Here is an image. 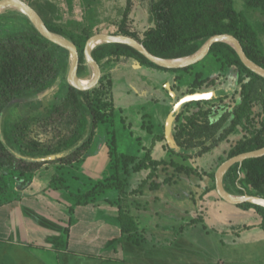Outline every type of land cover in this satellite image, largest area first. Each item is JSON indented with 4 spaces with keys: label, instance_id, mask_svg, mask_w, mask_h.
I'll use <instances>...</instances> for the list:
<instances>
[{
    "label": "rangeland",
    "instance_id": "rangeland-1",
    "mask_svg": "<svg viewBox=\"0 0 264 264\" xmlns=\"http://www.w3.org/2000/svg\"><path fill=\"white\" fill-rule=\"evenodd\" d=\"M154 1L135 0L128 22L132 28L141 32L151 25ZM125 4L126 0H31L30 5L45 22L77 31L89 26L94 36L117 32ZM235 7L248 20L264 53V4L235 0ZM6 9L0 31L23 28L13 9L24 12ZM85 65L89 64L85 61ZM87 72L79 75L92 74ZM197 72L203 73V85L189 93ZM103 78L106 84L100 85ZM108 80L113 89H107ZM96 87L98 96L114 105L115 113L98 125L79 161L50 164L28 175L0 170V264H264L261 218L225 201L215 179L229 149L250 134L251 124L240 125L228 140L202 156H194L195 151L187 152L192 157L184 156L186 152L166 133L174 106L187 97L176 112L172 134L180 115L182 121L184 114L210 109L209 114L217 116L239 102L238 71L222 69L212 55L188 71L175 73L123 58L101 68L100 80L91 89ZM254 95L253 119L258 128L262 85ZM65 96L60 77L44 93L10 105L4 115L13 122L26 115L39 119L49 112L51 103L62 104ZM162 133L165 140L156 138ZM148 150L163 161L156 173L151 177L149 170H143L126 175L121 155L140 160ZM117 179L125 181L126 196L110 188L83 205L82 196L88 190ZM144 180L147 183L140 191ZM237 186L242 189L238 182ZM120 208L132 214L138 226L131 239L121 232ZM194 219L199 221L190 224ZM244 224L250 226L243 229ZM135 239L142 244L133 243ZM117 256L127 261H112Z\"/></svg>",
    "mask_w": 264,
    "mask_h": 264
},
{
    "label": "trees",
    "instance_id": "trees-1",
    "mask_svg": "<svg viewBox=\"0 0 264 264\" xmlns=\"http://www.w3.org/2000/svg\"><path fill=\"white\" fill-rule=\"evenodd\" d=\"M26 1L31 4V0ZM247 1L254 6L264 4V0ZM134 6L135 0H126L115 34L137 39L159 57L175 59L189 56L197 52L209 37L231 33L240 40L250 59L264 68V53L257 47L255 32L248 20L236 9L235 0H156L150 7L152 23L141 32L128 24ZM3 12L5 9L0 13V25L4 19ZM13 12L19 15L24 27L10 32L0 31V170L28 175L50 164L73 165L88 151L98 125L105 122L109 114L115 113V107L98 96V87L80 90L72 86L69 82L71 58L68 50L46 39L26 14L14 9ZM46 24L51 31L76 44L80 53L79 74L85 71L91 74V66L85 65V45L93 34L92 27L85 26L77 31L62 23ZM92 55L101 68L123 58L174 73L193 67V64L184 68L159 66L123 43L103 42L93 49ZM208 55L214 56L222 69L238 71L240 101L217 116L210 115V109L184 114L182 121L181 115L178 116L177 121L180 122L173 134L175 144L186 152L183 153L186 157H192L187 153L189 151H195L194 156H202L228 140L240 125L251 124L252 127H248L250 134L239 139L229 149L227 157L264 147V101L258 128H255L253 119L254 93L261 85L264 93V77L246 67L235 48L226 42L214 43ZM60 77L66 89L62 104L51 103L49 112L39 119L26 115L13 122L10 117H5L4 112L10 105L18 106L22 100L44 93ZM203 82V73L197 72L188 92L194 93ZM104 84L103 78L100 85ZM113 85L108 80L106 87L110 90ZM156 138L165 140L167 136L162 133ZM121 157L126 175L149 170L152 177L163 163L154 158L150 150L140 160L130 154ZM1 176L0 171V180ZM145 183V180L141 183L140 191ZM223 183L230 193L264 197V155L233 164L225 173ZM125 185L122 179L103 183L88 190L82 196V203L88 205L91 197L110 188H116L122 197L126 196ZM238 205L258 215L264 226L263 206L248 201ZM118 217L121 232L131 239L138 229L135 218L122 208ZM198 221L191 220L190 224ZM249 226L244 224L243 229ZM132 241L141 243L138 239Z\"/></svg>",
    "mask_w": 264,
    "mask_h": 264
},
{
    "label": "water",
    "instance_id": "water-1",
    "mask_svg": "<svg viewBox=\"0 0 264 264\" xmlns=\"http://www.w3.org/2000/svg\"><path fill=\"white\" fill-rule=\"evenodd\" d=\"M10 6H17L19 7L22 12H24L30 20L33 22L37 30L48 40L52 41L53 43L64 47L67 49L70 53L71 63H70V70H69V82L72 86H74L77 89L80 90H88L93 88L101 77V66L97 62V60L93 57L92 51L93 49L103 43V42H114V43H123L127 44L139 52H141L143 55H145L150 61L153 63L165 67V68H184L187 66H190L192 64H195L202 59H204L210 52L211 47L216 42H226L230 41L237 51L238 55L240 56V59L244 63L246 67L251 69L252 71L256 72L257 74L264 77V68L256 64L253 60L250 59V57L246 54L242 43L240 40L231 33H218L211 37H209L205 43L201 46V48L195 52L192 55L185 56L182 58H175V59H167L159 57L155 54H153L143 43L138 41L137 39L123 34H97L94 36H91L85 45V61L87 64H89L92 68V79L89 84L84 85L81 82V77L79 75V65H80V53L78 50V47L76 44L69 39L65 38L64 36L57 34L53 31H51L46 22L43 20V18L40 16V14L31 6L29 3H27L25 0H0V11L3 10L6 7ZM15 8V7H14ZM18 9V8H17ZM101 40L100 43L95 44L97 40ZM190 99V97H187L186 99L181 100L178 102L174 108L173 111L168 118L167 121V135L173 136L172 134V123L174 121L176 112L180 109V107ZM264 155V147L243 152L238 155H235L233 157L228 158L225 160L217 169L215 173V179H216V189L218 194L227 202L232 204H240L242 202H251L258 205H261L264 207V197L259 195H251V194H240L235 195L230 192H228L223 184V178L227 170L235 163L242 162L245 159L248 158H254V157H260Z\"/></svg>",
    "mask_w": 264,
    "mask_h": 264
},
{
    "label": "bare ground",
    "instance_id": "bare-ground-1",
    "mask_svg": "<svg viewBox=\"0 0 264 264\" xmlns=\"http://www.w3.org/2000/svg\"><path fill=\"white\" fill-rule=\"evenodd\" d=\"M10 7H13V6H10ZM15 8H18V9H20L19 7H17V6H14ZM7 8V7H6ZM6 8H4V9H6ZM3 9V10H4ZM3 10H1L0 12H2ZM100 41L101 40H97L96 42H95V44H98V43H100ZM228 43H230V44H232L230 41H227ZM92 74L90 75V76H88V77H83V78H81V82L84 84V85H87V84H89L90 83V81H91V79H92Z\"/></svg>",
    "mask_w": 264,
    "mask_h": 264
},
{
    "label": "crops",
    "instance_id": "crops-1",
    "mask_svg": "<svg viewBox=\"0 0 264 264\" xmlns=\"http://www.w3.org/2000/svg\"><path fill=\"white\" fill-rule=\"evenodd\" d=\"M140 244H142V243H140ZM63 254V253H62ZM143 256V255H142ZM117 257H119V258H115L114 260H112V261H123V262H126L127 260L125 259V260H123L122 258H125V257H122V256H117ZM134 264V263H133Z\"/></svg>",
    "mask_w": 264,
    "mask_h": 264
}]
</instances>
